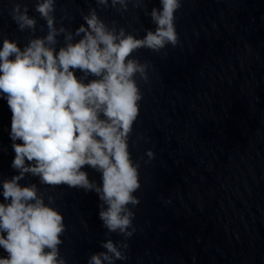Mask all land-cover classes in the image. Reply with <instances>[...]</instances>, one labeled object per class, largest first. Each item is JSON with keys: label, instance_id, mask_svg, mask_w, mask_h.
Listing matches in <instances>:
<instances>
[{"label": "clouds", "instance_id": "1", "mask_svg": "<svg viewBox=\"0 0 264 264\" xmlns=\"http://www.w3.org/2000/svg\"><path fill=\"white\" fill-rule=\"evenodd\" d=\"M107 5L108 0H97ZM128 0H111L127 10ZM145 0H134L140 7ZM160 7L149 13L154 30L143 38L125 35L123 28L109 29L95 10L83 19L75 35L57 52L54 27V0H42L36 11L47 22L44 38L30 39L21 49L18 43L4 38L0 47V96L11 112L10 139L14 158L11 167L17 175L0 181V264H67L60 254L61 237L66 231L63 215L45 203L36 184L22 186L26 174L39 177L48 186L67 185L95 191L103 205L99 218L111 233L131 238L139 205L134 195L141 187L140 164L134 161L129 140L140 115L143 93L137 77L148 82V62L133 57L139 49L159 54L168 45L176 47V12L182 0H159ZM25 7L14 5L12 19L23 31L35 29ZM65 32L64 28L59 29ZM166 55V53H165ZM74 70L97 77L88 83ZM103 117V118H101ZM19 141V143H17ZM150 162L154 152H146ZM85 166L101 174L100 185L90 181ZM52 202V197H49ZM131 205V207H129ZM128 244L102 243L106 251L94 253L88 264H115L127 260Z\"/></svg>", "mask_w": 264, "mask_h": 264}]
</instances>
